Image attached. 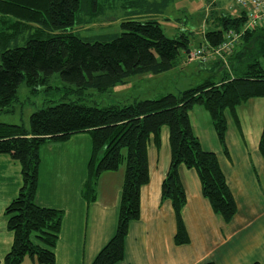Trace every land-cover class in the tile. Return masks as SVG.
<instances>
[{
  "label": "trees",
  "instance_id": "obj_1",
  "mask_svg": "<svg viewBox=\"0 0 264 264\" xmlns=\"http://www.w3.org/2000/svg\"><path fill=\"white\" fill-rule=\"evenodd\" d=\"M173 1L0 0V114L12 111L22 83L26 82L33 91L40 85L49 88L55 74L60 75L64 84L56 88L58 93L79 97L55 105L45 100L47 106L31 114L29 128L0 122V155H9L18 162L22 176L18 195L5 209L13 243L2 264H22L26 257L39 264L56 263L55 248L64 210L36 203L40 148L84 132L92 139L87 179L82 188L88 203L96 200L99 176L125 165L117 228L93 264H117L124 259L129 225L140 218L141 188L150 181L148 143L154 137L159 144L164 126L170 130L171 162L162 182V199L172 203L177 218L176 243L186 244L190 240L182 218L187 197L180 177L181 166L196 171L202 194L215 213L226 222L236 215V201L217 155L202 147L193 132L189 113L196 105L208 111L218 140L228 154L226 112L234 114L239 123L238 106L250 99L264 98V54L245 51L241 59L237 58L241 45L243 49L250 48L249 42L264 27L245 29V11L238 16L210 12L212 27L202 33L201 45L193 48L191 43L199 38L198 33L188 31L169 38L156 18ZM115 8L125 14L120 32L86 36L77 30ZM230 33L239 34L238 44L231 52L221 51L217 55L215 51ZM193 49L204 50L221 64L227 65L229 61L233 67L223 66L218 77L178 94L106 106L81 102L89 90L106 93L134 76L158 75L192 62L187 52ZM259 150L264 157V129Z\"/></svg>",
  "mask_w": 264,
  "mask_h": 264
},
{
  "label": "crops",
  "instance_id": "obj_2",
  "mask_svg": "<svg viewBox=\"0 0 264 264\" xmlns=\"http://www.w3.org/2000/svg\"><path fill=\"white\" fill-rule=\"evenodd\" d=\"M205 5L207 12L238 16L242 11L236 0H206ZM236 114L239 123L234 114L226 112V154L208 111L196 105L189 113L193 132L202 147L217 155L236 201L234 218L226 222L215 213L202 194L196 171L181 166L180 177L187 197L182 218L190 240L186 244L176 243L177 218L172 203L162 199V182L171 162L170 130L164 126L159 144L154 137L148 143L150 181L141 188L140 218L130 223L124 259L117 264H264V157L259 150L264 98L244 102ZM54 142H48L47 148L54 160L51 176L46 180L49 183L42 185L39 171L36 203L64 210L55 264H93L117 228L125 165L99 176L96 200L88 203L82 188L92 153L90 134L80 133L67 141ZM43 154L41 151V157ZM11 162L16 163L11 156L0 155V163ZM20 177L14 187L0 194V264L13 243L5 209L18 195ZM22 264L39 263L26 257Z\"/></svg>",
  "mask_w": 264,
  "mask_h": 264
},
{
  "label": "rangeland",
  "instance_id": "obj_3",
  "mask_svg": "<svg viewBox=\"0 0 264 264\" xmlns=\"http://www.w3.org/2000/svg\"><path fill=\"white\" fill-rule=\"evenodd\" d=\"M205 3L206 0H174L163 13L157 14L156 18L169 38L179 37L182 33H187L188 31L198 33V36H196L199 37L197 38L198 40L191 43V47L194 48L203 42L202 33L212 27L209 16L210 12L213 13L214 11H204ZM217 13L219 12L217 11ZM124 17L125 14L122 9H110L104 15L80 25L77 30L86 36L120 32V22ZM248 47L250 48L245 47L243 49L241 45L237 58L241 59L245 51L252 52L254 55L264 54V29L249 42ZM185 57L186 54H184V60L187 61ZM188 60L192 62L182 63L183 65L181 64V66L166 73L134 76L126 84L117 85L106 93L89 90L83 96L81 102L89 105L98 104L99 106H106L119 102L129 103L136 98H157L168 93L178 94L180 91L196 86L207 79L218 77L219 71L223 66L227 68L233 67L229 61L226 65L221 64L217 59H211V62L210 60L208 62ZM262 60L264 64V58ZM203 67L206 70H201ZM216 80L218 81V78ZM48 86L50 87L47 88V85H40L33 91L26 82L22 83L18 90L17 100L13 108H11L12 111L0 114V122L24 125L26 128H29L31 114L46 107L48 104L47 100L51 101L49 104L55 105L59 102L75 101L79 98L73 93L67 97L63 96L64 92L58 93L59 90L56 88L64 86L59 74H55L52 77ZM48 144L45 143L40 148V152H44L41 157L42 161L39 170L42 185L49 183L46 180L51 176L50 170L54 163L53 154L48 153ZM20 169L21 166L18 162H11L9 165L0 163V194L4 193L10 186L14 187V182L17 177H20ZM20 179L22 185V176Z\"/></svg>",
  "mask_w": 264,
  "mask_h": 264
},
{
  "label": "built area",
  "instance_id": "obj_4",
  "mask_svg": "<svg viewBox=\"0 0 264 264\" xmlns=\"http://www.w3.org/2000/svg\"><path fill=\"white\" fill-rule=\"evenodd\" d=\"M236 4L245 11L246 26L245 29H254L264 27V0H236ZM244 29V30H245ZM239 34L230 33L227 35L226 42H224L215 51L220 55L221 51L231 52V50L238 44ZM202 49H193L188 52V59L209 61V53L206 54ZM215 57V56H214Z\"/></svg>",
  "mask_w": 264,
  "mask_h": 264
}]
</instances>
